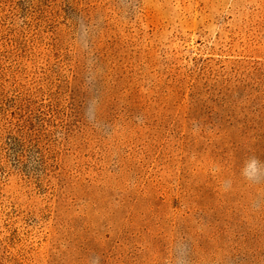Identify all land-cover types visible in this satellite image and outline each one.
Listing matches in <instances>:
<instances>
[{"label": "rangeland", "instance_id": "obj_1", "mask_svg": "<svg viewBox=\"0 0 264 264\" xmlns=\"http://www.w3.org/2000/svg\"><path fill=\"white\" fill-rule=\"evenodd\" d=\"M180 259L264 264V0H0V264Z\"/></svg>", "mask_w": 264, "mask_h": 264}, {"label": "clouds", "instance_id": "obj_2", "mask_svg": "<svg viewBox=\"0 0 264 264\" xmlns=\"http://www.w3.org/2000/svg\"><path fill=\"white\" fill-rule=\"evenodd\" d=\"M243 175L249 180H256L259 178L260 167L259 162L255 158L245 165ZM183 250V246L178 245V251L181 253V255H183ZM179 264H184V261L180 259Z\"/></svg>", "mask_w": 264, "mask_h": 264}]
</instances>
